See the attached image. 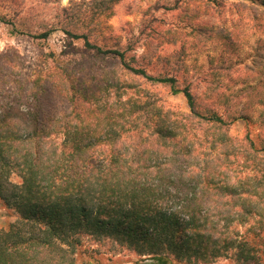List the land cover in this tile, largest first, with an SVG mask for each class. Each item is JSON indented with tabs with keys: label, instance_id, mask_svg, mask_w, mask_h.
I'll return each mask as SVG.
<instances>
[{
	"label": "trees",
	"instance_id": "1",
	"mask_svg": "<svg viewBox=\"0 0 264 264\" xmlns=\"http://www.w3.org/2000/svg\"><path fill=\"white\" fill-rule=\"evenodd\" d=\"M43 1L57 6L34 9L21 0L3 8L0 22L35 14L45 30L34 38L62 32L83 42L82 57L110 59L114 67H65L56 75L36 69L8 82L13 61L0 53V200L16 214L0 224V264H78L84 237L109 239L151 264H264L254 243H264V148L249 135L231 136L232 124L202 106L177 72L154 74L140 65L153 62L148 52L138 55L139 41L98 43L122 0ZM187 1L209 10L227 6ZM231 1L264 17V0ZM126 74L182 95L187 116L135 90ZM196 124L206 126L202 136Z\"/></svg>",
	"mask_w": 264,
	"mask_h": 264
},
{
	"label": "rangeland",
	"instance_id": "2",
	"mask_svg": "<svg viewBox=\"0 0 264 264\" xmlns=\"http://www.w3.org/2000/svg\"><path fill=\"white\" fill-rule=\"evenodd\" d=\"M20 1L0 0V12ZM69 1L63 0L62 5L68 6ZM170 1L122 0L115 7L114 15L106 21L108 29L98 43L112 48L121 42L139 41L138 55L144 56L148 52L153 62L149 64L142 59L140 65L147 66L154 74L177 72L183 86L187 84L184 80L191 82L192 92L202 106L216 110L232 124L231 136L242 141L249 135L258 148H264V17L259 14L255 19L249 12L234 9L230 6L231 0H227V6L221 10H209L200 2L181 0L175 11L167 10ZM27 3L34 9L57 6L52 3L49 6L43 0H27ZM197 6H200L199 10H194ZM10 19L13 25L0 22V53L13 61L5 71L8 82L34 76L36 69L45 71L46 68L47 73L51 69L56 75L58 68L65 67L73 70L81 65L80 68L85 70L104 68L109 72L114 67L110 59L82 57L83 42L71 43L62 32H55L48 40L34 38L45 30L43 19L35 14L19 20L14 16ZM200 25L204 27L199 28ZM62 61L70 66L62 65ZM124 79L135 90L159 98L160 103L173 109L179 117L187 116L189 109L182 95L174 96L169 88L149 85L138 77L126 74ZM245 116L249 121L241 119ZM194 127L197 128V124ZM198 128V134L202 136L206 126ZM247 156L248 162L252 163L254 154ZM15 220V212L0 200V224L8 225ZM241 230L244 232L245 228ZM254 243L264 262L263 241ZM77 262L151 264V260L140 259L125 246L109 239L97 241L91 237L83 238L77 251ZM172 264L187 263L175 260ZM212 264L233 262L222 258Z\"/></svg>",
	"mask_w": 264,
	"mask_h": 264
}]
</instances>
